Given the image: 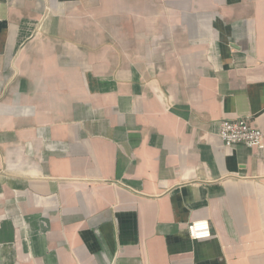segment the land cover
Returning <instances> with one entry per match:
<instances>
[{"label": "crops", "instance_id": "1", "mask_svg": "<svg viewBox=\"0 0 264 264\" xmlns=\"http://www.w3.org/2000/svg\"><path fill=\"white\" fill-rule=\"evenodd\" d=\"M240 119L264 132V0H0V264H264Z\"/></svg>", "mask_w": 264, "mask_h": 264}, {"label": "built area", "instance_id": "2", "mask_svg": "<svg viewBox=\"0 0 264 264\" xmlns=\"http://www.w3.org/2000/svg\"><path fill=\"white\" fill-rule=\"evenodd\" d=\"M218 136L226 147L243 144L248 148L263 149L264 132L251 127L246 119L221 120ZM190 240L199 241L209 239L212 235L209 222L206 220L191 222L187 225Z\"/></svg>", "mask_w": 264, "mask_h": 264}]
</instances>
